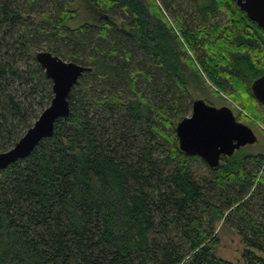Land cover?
<instances>
[{
  "label": "trees",
  "instance_id": "16d2710c",
  "mask_svg": "<svg viewBox=\"0 0 264 264\" xmlns=\"http://www.w3.org/2000/svg\"><path fill=\"white\" fill-rule=\"evenodd\" d=\"M75 1L0 0V153L52 102L43 42L92 68L53 136L0 171V264H233L216 254L221 222L244 264H264V155L240 149L211 168L176 136L207 88L264 125L251 89L264 31L233 0H189L192 17L163 0H88L109 19L69 31Z\"/></svg>",
  "mask_w": 264,
  "mask_h": 264
},
{
  "label": "water",
  "instance_id": "95a60500",
  "mask_svg": "<svg viewBox=\"0 0 264 264\" xmlns=\"http://www.w3.org/2000/svg\"><path fill=\"white\" fill-rule=\"evenodd\" d=\"M233 1L264 31V0ZM101 14L108 19V15ZM36 61L52 81L54 96L51 104L16 145L0 153V171L29 157L43 140L53 136L55 123L70 113L72 89L85 73L92 70L91 67L64 61L46 51L39 52ZM251 89L256 100L264 105V75L253 82ZM176 136L182 152L199 156L211 168L220 165L222 156L232 157L236 151L258 142L254 131L238 122L230 108H217L203 99L193 102L192 114L177 124Z\"/></svg>",
  "mask_w": 264,
  "mask_h": 264
},
{
  "label": "rangeland",
  "instance_id": "374dc122",
  "mask_svg": "<svg viewBox=\"0 0 264 264\" xmlns=\"http://www.w3.org/2000/svg\"><path fill=\"white\" fill-rule=\"evenodd\" d=\"M165 1L169 7L171 12L178 14L179 16L183 13V11H187L188 14L192 17V7L189 4V0H163ZM159 2H161L162 4V0H159ZM46 4L49 3L45 2ZM88 2L86 0H76L73 3V9H76L78 12V16L77 18L75 17L73 20L68 22V30L73 31L77 28L80 27L81 24L84 23H95L96 21L94 20V16L93 13L91 12L88 4ZM48 5V4H47ZM48 11H52V9H50V7H46L45 9H42V13H44ZM115 18L114 21L118 24L121 25L122 22L126 21L125 17L117 12L116 14H114ZM195 18V16H194ZM193 19V18H192ZM32 29L36 30L35 27H32ZM66 40V39H65ZM69 41L66 40V43H68ZM50 46H53L52 44H49V42H43L41 44V49L39 50L41 51H46V52H50ZM64 52L66 53H70L67 48L64 49ZM51 53V52H50ZM86 53V52H85ZM93 55L95 54V52H93V50L91 48H88L87 53ZM53 54V53H52ZM86 54H83V58L85 61H87L88 56H86ZM141 57V56H140ZM145 58V57H143ZM148 61V60H147ZM150 62V61H149ZM194 91V89H193ZM193 100H197V99H203L207 104L212 105L214 107L217 108H221V107H228L232 110L234 116L236 117V120L238 122H241L247 126H249L254 133L257 135L258 138V142L255 145H251V146H247L243 149V152H247L250 154H259L262 153L264 155V125H260L254 121H248V120H243L241 119L240 116V111H243L238 105H235L232 100L230 98H228L227 96L220 94L217 95L216 91L211 90V89H205L204 91H200V92H194L193 93ZM189 103H191V100H189ZM186 116L190 117L192 114V106L188 111L186 112ZM254 212L257 213L258 215H260L258 212V209L255 208ZM216 234L219 237V244L217 246V250H216V254L218 257L232 262L233 264H244V260L242 257L243 251H244V244L241 241V237L238 235L236 229L231 226H225L223 225V223H219L217 225V229H216Z\"/></svg>",
  "mask_w": 264,
  "mask_h": 264
},
{
  "label": "flooded vegetation",
  "instance_id": "af4514ba",
  "mask_svg": "<svg viewBox=\"0 0 264 264\" xmlns=\"http://www.w3.org/2000/svg\"><path fill=\"white\" fill-rule=\"evenodd\" d=\"M88 3V6L89 8L91 9L92 13H93V16H94V20L97 21L98 23L102 22V20L104 19L105 21H107L109 19V16H108V19L107 17H103V15L101 13L102 12V9L101 8H96L94 9L95 7L92 6V3H90L88 0H86ZM104 14V13H103ZM241 123V122H240ZM247 147V146H246ZM245 148V147H244Z\"/></svg>",
  "mask_w": 264,
  "mask_h": 264
}]
</instances>
